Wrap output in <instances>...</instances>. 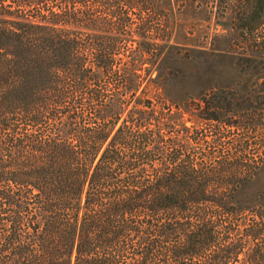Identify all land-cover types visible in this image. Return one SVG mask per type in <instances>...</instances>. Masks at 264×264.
I'll return each instance as SVG.
<instances>
[{
	"label": "trees",
	"instance_id": "1",
	"mask_svg": "<svg viewBox=\"0 0 264 264\" xmlns=\"http://www.w3.org/2000/svg\"><path fill=\"white\" fill-rule=\"evenodd\" d=\"M137 3L0 0V264H264V114L173 102Z\"/></svg>",
	"mask_w": 264,
	"mask_h": 264
},
{
	"label": "rangeland",
	"instance_id": "2",
	"mask_svg": "<svg viewBox=\"0 0 264 264\" xmlns=\"http://www.w3.org/2000/svg\"><path fill=\"white\" fill-rule=\"evenodd\" d=\"M134 12L138 22L149 14L160 30L165 52L152 76L173 102L217 92L233 100L224 120L243 121L241 111L264 114V0H138Z\"/></svg>",
	"mask_w": 264,
	"mask_h": 264
}]
</instances>
